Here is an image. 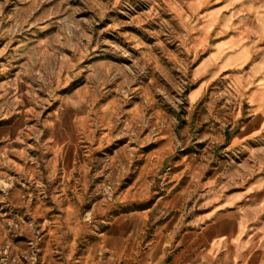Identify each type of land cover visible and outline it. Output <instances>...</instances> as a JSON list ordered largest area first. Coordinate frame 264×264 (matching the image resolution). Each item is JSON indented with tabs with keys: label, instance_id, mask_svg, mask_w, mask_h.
Instances as JSON below:
<instances>
[{
	"label": "rangeland",
	"instance_id": "rangeland-1",
	"mask_svg": "<svg viewBox=\"0 0 264 264\" xmlns=\"http://www.w3.org/2000/svg\"><path fill=\"white\" fill-rule=\"evenodd\" d=\"M233 34L254 61L264 0H0V264H264V119L250 66L214 56Z\"/></svg>",
	"mask_w": 264,
	"mask_h": 264
},
{
	"label": "crops",
	"instance_id": "crops-1",
	"mask_svg": "<svg viewBox=\"0 0 264 264\" xmlns=\"http://www.w3.org/2000/svg\"><path fill=\"white\" fill-rule=\"evenodd\" d=\"M263 28V27H262ZM261 34L257 33L256 37L254 39H256L255 41L259 42L258 40L260 39ZM231 43H235V40L230 41ZM258 45V44H257ZM260 45V49L258 51V57L256 59H253V49L256 46V44H253V41L249 40V41H245L244 43L241 44V46L245 47V51H244V57L240 63V65H249V69L247 70V74H245V76L243 77L242 81H243V85H242V90L243 96H246L248 102L250 103L251 109H252V113L258 116H261L264 119V110H262V108H258V102L256 101L255 103H252L250 101V91H247V93L245 92V89L247 88L248 85V80H250L252 77H256L255 81L256 83H258V81L261 79V77L264 74V44L259 43ZM226 47V45L224 44V48ZM214 50H217V46L214 48ZM221 53V51H219V54L217 56H219ZM213 56V55H212ZM212 56L209 57L207 59V61L212 60ZM206 61V63H207ZM205 64V63H204ZM206 67H204L205 69ZM204 70L202 67L199 68V72H201L202 70ZM250 70V71H249ZM215 74L209 75V77L203 82L201 83L200 87H197L194 90H197L199 88L200 92L203 88H205V86L212 82V80L214 79ZM260 91V90H258ZM199 92V93H200ZM246 93V95H244ZM258 94V92L256 93ZM198 97V96H197ZM197 97L195 100H191L190 96H189V100L191 101L192 104L195 103V101L197 100ZM199 138H206L209 137V132L203 131L200 135H197ZM260 133L253 131V130H242L239 131L238 133L236 132H224V134L220 135V141L219 144L224 145V147H229V146H235L236 144H239V142H241V139H245L247 137H259ZM160 150L157 151H153V153H158ZM164 152H160V156H162V159L160 161V159H157V163L152 165V168L156 169L157 171L160 172H165L164 176L166 177L167 175L172 174L173 169L175 170L176 168L179 167V172L177 173V175L175 176V179L177 177H184V175H187L189 172V167L188 164L190 162L187 163L186 161V156L188 154H182L181 156H177V153L173 152V153H167L164 154ZM171 160H174L173 162H170ZM168 161V162H167ZM154 166V167H153ZM181 166H183V168H181ZM146 170H148L147 166L144 167ZM169 169V170H168ZM151 170V168H150ZM200 233L204 234L205 237H207V247H216L217 249H223L226 250L228 248L229 245V236L227 235V233L225 231H222L220 228V223L218 224L217 221L212 222L208 225H206L205 227H203V229L200 231ZM237 248L240 249L244 244V241H238L235 243ZM206 246V245H205Z\"/></svg>",
	"mask_w": 264,
	"mask_h": 264
},
{
	"label": "bare ground",
	"instance_id": "bare-ground-1",
	"mask_svg": "<svg viewBox=\"0 0 264 264\" xmlns=\"http://www.w3.org/2000/svg\"><path fill=\"white\" fill-rule=\"evenodd\" d=\"M242 10L248 12L249 17L252 18L254 17V20L259 21L260 17L259 15L255 14V7L252 2L244 3L242 5ZM245 21V18H243ZM202 32L198 36V43L199 44H204V41L206 40V29L202 28ZM236 36L233 34L228 40H225V42H221L217 44V52L214 54V56L218 55V52L221 51L223 48V45H226V59H225V64L229 69H237L240 67V63L243 59L245 47L243 46H238L236 47V44L231 43L230 41L235 40L236 41ZM235 85L238 86V88L242 89L243 81L241 76H235L234 79ZM260 90V91H258ZM245 91H250V101L252 103H255L256 101L259 103L258 108H262L264 110V74L261 77V79L258 81V83L255 82L254 79L248 80V85ZM200 90H193L190 92V98L191 100H195L196 97L198 96ZM258 92V94H256Z\"/></svg>",
	"mask_w": 264,
	"mask_h": 264
}]
</instances>
